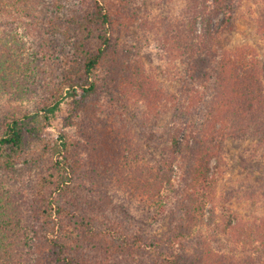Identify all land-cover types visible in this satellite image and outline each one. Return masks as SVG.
I'll list each match as a JSON object with an SVG mask.
<instances>
[{
	"label": "rangeland",
	"instance_id": "obj_1",
	"mask_svg": "<svg viewBox=\"0 0 264 264\" xmlns=\"http://www.w3.org/2000/svg\"><path fill=\"white\" fill-rule=\"evenodd\" d=\"M90 1L24 0L14 14L18 24L4 19L5 29L12 28L25 51L22 58L16 56L21 60L12 83L0 90V125L59 102L48 124L39 126L40 136L25 140L13 171H0V192L13 205L12 225L33 223L29 199L50 165V148L45 147V155L41 148L65 134L73 141L80 193L98 204L103 219L118 222L138 245L148 247L129 255L128 241L112 235L105 242L111 248L108 264H157L153 254L176 256L179 264H204L208 250L215 264H252L248 248L256 243L253 229L264 214V143L252 132L218 141L219 154L207 164V179L216 181L209 188L193 180L188 149L171 154L167 148L172 128L188 123L197 132L212 102L207 81L211 65L202 52L195 55L199 62L169 52L176 51L172 42L182 38L178 22L186 17L188 0H111L116 13L113 44L93 76L94 92L77 104L59 90L73 61L63 29L65 18ZM263 23L264 0H232L228 21L215 36L217 52L233 65L237 78L230 86L236 83V89L242 87V73L251 72L264 93ZM195 28L199 32V25ZM42 41L45 50L39 51ZM246 61L250 65L243 66ZM232 112L222 107L218 115L229 124L239 119L243 127L241 116ZM139 181L148 184L150 197L136 188ZM187 198L194 214L190 226L181 218ZM99 236L89 241L94 239L95 245ZM29 246L12 245L20 264H32V256L25 255ZM231 255L237 259L229 260Z\"/></svg>",
	"mask_w": 264,
	"mask_h": 264
},
{
	"label": "trees",
	"instance_id": "obj_2",
	"mask_svg": "<svg viewBox=\"0 0 264 264\" xmlns=\"http://www.w3.org/2000/svg\"><path fill=\"white\" fill-rule=\"evenodd\" d=\"M206 1L188 0L186 17L178 22L181 31L178 35L182 38H177L179 43L176 40L175 43L172 42L173 45L170 46L176 51L169 52L184 55L188 62H199L200 59L196 60L195 55L202 52L211 65L207 81L210 82L212 102L210 101L209 112L197 132L193 131V127L188 123L172 128L167 138V148L171 154L179 152L183 147L188 149L191 152L189 156L193 180L198 182V186L209 188L216 181L215 178L207 179V164L214 154H219L218 141L252 132L259 142L264 143V93L260 91L262 83L256 81L258 77L251 72L249 75L242 73L240 89H236V83L230 86L233 78L236 79L237 76L232 71L233 65L229 57L224 58L225 55L217 52L219 50H216L215 36L219 28L228 21L232 0H209L210 6H205ZM23 3L24 0H0V90L12 83L21 60L16 56L22 58L21 51H25L12 28L8 32L5 29L7 22L4 19H8L11 25L18 24L14 14L18 12L19 4ZM112 3L111 0H91L76 14L65 18L63 34L67 36L73 61L67 66L70 71L66 70V77L60 82L59 90L65 92V95L77 104L84 102L94 92L97 83L93 76L113 44L111 32L114 30L116 13ZM213 18H218L215 19L216 23H213ZM196 25H199V32L195 30ZM260 28L264 29V23ZM175 34L177 36V32ZM42 43L43 41L37 47L39 51L45 50ZM241 64L247 66L250 62ZM71 75L73 77H70ZM58 103L57 101L46 106L41 113L34 112L0 125L1 172L6 175L13 171L25 140L40 136L39 126L42 123L48 124L49 117L56 111ZM222 107L228 110L229 114L232 111L237 112L242 118L243 127L239 119L234 124L224 123L218 115ZM252 113L258 115L249 122L247 120ZM244 115V119L247 117L245 120ZM45 147L50 148V165L48 172L38 177L29 199L28 212L33 220L31 225L27 223L20 226L19 222L12 225L14 218L9 214L13 207L10 196L6 194V197H2L6 192H0V264L23 262L12 253L11 247L15 242L30 244L25 255L32 256V264H108L111 248L105 245V242L109 241L112 235L128 241L129 255L136 250H146L148 247L145 243L138 245L136 237L129 232L125 234L118 222L103 219V212L98 210V204L87 201L85 195L80 193L81 177L79 178L74 166L75 151L70 136L58 135L51 143L47 142V146L41 148L44 155L48 154ZM135 186H140L142 195L150 197L145 181H139ZM157 190L159 192V189ZM190 190L194 191L192 186ZM187 199L189 202L184 199L182 201L181 218L184 225L190 226L194 214L190 213L192 201ZM253 231L256 243L248 248L251 252L248 257L252 264H259L264 262V214ZM98 234H101L97 237L98 243L93 245L94 239L92 242L89 240ZM134 245H138L135 251ZM43 250H47L46 259H42ZM204 253V264H215L211 252L208 250ZM152 256L154 259L150 257L151 260L157 264H179L176 256ZM228 259L232 261L237 258L231 255Z\"/></svg>",
	"mask_w": 264,
	"mask_h": 264
}]
</instances>
